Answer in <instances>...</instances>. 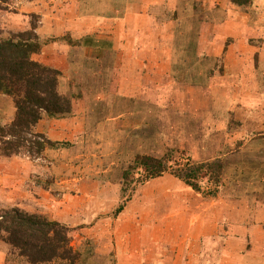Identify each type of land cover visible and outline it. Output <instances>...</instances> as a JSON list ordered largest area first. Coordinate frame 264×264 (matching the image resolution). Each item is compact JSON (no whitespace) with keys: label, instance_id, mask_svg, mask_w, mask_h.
I'll use <instances>...</instances> for the list:
<instances>
[{"label":"rangeland","instance_id":"374dc122","mask_svg":"<svg viewBox=\"0 0 264 264\" xmlns=\"http://www.w3.org/2000/svg\"><path fill=\"white\" fill-rule=\"evenodd\" d=\"M43 1L44 5L49 4L48 0ZM178 2L181 9L185 4V7L196 9V14L204 13L200 19L205 26L197 31V36L203 39L198 38V43L206 40L205 34L207 42L214 41V37L220 38V44L213 45L215 49L221 48L219 56L208 67H202L203 60L197 56H191L194 62L188 59L187 66L182 65L184 60L179 59L177 48L182 42L181 46L188 48V52L194 51L195 44H189V36L185 42L183 36H176L167 39L168 43H155L156 51L170 52L172 59H166L167 56L162 59L151 52L145 54V47L138 59L127 58L131 54L127 46L125 50L120 49L122 57L120 51L117 56L114 51L104 53L102 49L83 54V49L76 47L80 41L71 42L68 34L57 39H39L41 50L33 58L41 59L42 62L37 61L53 69L56 68L47 63L56 55L42 54L46 45L64 42L78 48L67 55L72 75L69 72L65 83L61 75L58 91L71 100L70 117L77 119L70 127L74 131L80 127L84 130L75 139L69 136L68 140H63L71 146L57 149L52 154L44 151L31 158L27 153H21L7 158L0 152V211L18 208L44 215L52 221L56 218L70 229L71 245L81 254L80 264H116L114 239L109 231L115 228L118 215L114 216V212L121 204L125 206L124 215L122 213L125 219L117 226L118 234L123 235L128 229L132 245L136 247L143 236L142 224L147 226L154 209L143 199L148 200L157 190L161 197L159 213H166V219L169 215L170 219L178 218L175 224L181 223L171 225L176 236L188 232L187 226L195 215L207 217L209 227L204 224L206 228L202 226L201 229L206 234L212 232L210 223L224 228L234 225L230 233L219 234L221 239L217 243L212 239L215 237H205L214 241L211 253L217 257H213V264H243L242 257L251 252L255 244L263 242L264 234L258 228H264V0H253L252 5L244 9L229 0ZM21 3L23 0H9L1 6L0 38L21 33L27 35L32 26L38 37L40 13L26 14L28 8L20 9ZM210 23H216L211 34L207 32L213 30ZM50 32L62 35L59 27ZM205 51L203 55L211 58ZM58 58H54L56 65L63 64L60 62L62 57ZM174 63L181 66L173 73L171 66ZM193 75L197 80L190 78ZM14 112L11 98L0 95V127L12 122ZM49 119L54 118L43 116L33 133H43L45 121ZM166 154H171L170 165L173 167L187 162L201 164L220 160L223 172L217 196L205 197L175 178L176 181L169 173L140 185L137 181L141 179L142 170L133 172L132 188L123 194V172L137 155L162 158ZM31 162L41 165V173L24 179L23 167ZM44 173L52 176L45 177ZM95 179L99 189L107 182L119 184L120 199L88 205L77 184ZM198 183L203 191L213 188L205 172ZM75 186L79 196L72 197L70 203L61 199L63 192L58 190L70 191ZM169 198L175 205L171 210L165 208ZM253 201L256 203L250 204ZM109 204L113 205V210L105 214L104 208L108 210ZM252 212L256 216L254 222L249 216ZM98 220L99 231L106 229L108 233L94 231L92 226ZM77 224L80 226L75 227ZM245 226L250 228L247 235L241 232ZM189 234L191 236L184 238L195 253L196 236ZM227 235L240 241L231 244ZM159 236L164 238L162 234ZM247 256L254 257L252 253ZM6 261L8 264H26L12 249Z\"/></svg>","mask_w":264,"mask_h":264},{"label":"crops","instance_id":"0c3cea01","mask_svg":"<svg viewBox=\"0 0 264 264\" xmlns=\"http://www.w3.org/2000/svg\"><path fill=\"white\" fill-rule=\"evenodd\" d=\"M43 2V0H23V3H21L20 6V9L28 8L25 9L26 14L40 13L39 29H37L40 41L47 38L57 39L58 37L68 34L71 37V42L80 41V44L76 47L83 49V54L95 52L97 49H102L104 50V53H112L114 51L117 56V52L120 51L121 53H119V56L122 57V51L120 49L125 50V48L128 47L130 49H128V51L131 54L127 58L138 59L139 54L144 52L143 47H145L148 50L146 52L145 49V54L151 52L152 54L158 55L159 58H166L167 56L166 59H172L173 55L170 52L156 51L153 47L155 43H168L167 39L176 38V36H183V41L185 42L189 36V38H191L189 44H195V48H193L194 51L188 52L189 49L182 47V42H179L180 45L177 48L179 55L181 56L179 59L182 61L184 60L182 65L187 66L189 61L194 62L191 56H197V58L203 60L202 67L205 68L208 67L210 62H214L213 60L218 58L217 56H219L221 49H215L213 46L218 42L220 44L219 37H214V41L212 40L211 42H207L206 40L208 37L205 34L204 40H206L203 43H198V38L203 39L201 36H197V34L201 31V27L205 26V22L200 19L204 13H200V15L198 13L196 14V9L193 10L190 6L185 7V4H183V8L181 9L177 0H48L49 4L47 5H44ZM51 3H53V6ZM40 5L42 7L39 10L38 6ZM45 7H48V9H45ZM193 18L195 20L199 19V21H195ZM210 25L213 26V30H211V32L207 30L209 34L215 31L216 23L214 25L210 23L209 26ZM206 26H208V24H206ZM57 27L61 28L62 35H56L54 32H50V30L54 31ZM201 34L202 33H200V35ZM192 39H196V41L192 42ZM76 47H71L69 44L64 42H54V44L46 45L42 49V54H55L56 56H54V58L57 59H59L58 57L60 56L62 57L60 62L63 64L61 65H56L54 58L53 60L50 59L47 64L49 66H54L61 73V80L62 82L64 81L63 83L67 80L66 77L69 75V72H71L69 71V62L66 61V59H68L67 55L68 53L75 52L73 50L78 49ZM231 49L234 52V48L231 47ZM204 51L211 58L204 56ZM227 52H229L230 56H233V53L228 51V49ZM227 52L223 54V57L226 56ZM176 64L174 63L171 66L173 73L181 66ZM196 77V75H193L190 78L197 80ZM61 89L66 90L65 88ZM68 118L69 119H49L45 121L46 128L41 134L46 135V137L53 142L69 143L68 141L63 140H68L69 136H72L75 139V137H77L80 132H83L84 129H81L80 127L74 131L70 125L73 124L72 122H74L77 118ZM69 146H71L70 143L66 147ZM54 152H56V150H46L45 154H52ZM39 168H42L41 165L32 164V162L27 163L25 168L23 167L24 179L33 174H37V172L41 173V171L39 172ZM45 170V172L49 171L47 167H45ZM44 176L48 177L52 176V174L44 173ZM162 176L158 178L160 179ZM41 180L42 179L39 178L40 183H42ZM77 187L81 190V197L86 200L88 205L96 203H99V205L106 204L104 201L117 202L121 197L119 184H110L107 182L99 189V183L97 179H95L88 181L83 180L77 184ZM79 190L76 186L71 187L70 191L62 189L58 190L59 192H63L62 194L66 199L61 198L62 195L60 193H58V195L61 199L70 203L72 201V197L79 196V194H76ZM140 197L141 196L139 195V200L142 199V197ZM160 199L159 190L155 193L152 192V195L151 197H148V200L143 199L144 201L151 203V209H153V206L154 209L152 212V218L148 222L147 226L145 227V225L142 224L143 231L141 233L143 236L138 239L136 247L132 245V238H130L128 229L125 233H122L123 235L118 234L117 226L125 219V216L122 218V213L124 215L123 210L118 214L117 219H115V228L112 229V231L108 230L111 232L114 239L115 256L117 258L116 264H213V257H217V254L213 255L211 253L215 247L214 241L211 239L209 240L208 238L205 239V237L213 236L215 238L212 239H216L217 241L215 243H217L221 239L219 234L230 233V230H234V225H231V228H224L222 225L210 223L212 232L210 234H206L205 231L203 232L201 229L205 227L204 224H207L209 227L207 217L200 216L198 218V215H195L196 217L193 216L192 221H190L187 226L188 232L184 235H180V238L179 233H177V236L174 235V229L171 226L172 224H175V221L178 220V218L174 217V219H170L171 216L169 215V218L166 219V213H159L158 209L160 208ZM254 202L255 201L250 204L253 205ZM167 204L168 205L165 207L166 209L167 207L169 210L173 209L172 207L175 208L174 202L170 198ZM55 205L59 206V203L55 202ZM110 205L111 204H109L108 210L107 207L104 208L106 210L105 214H108L113 210V205ZM249 216L253 217L252 221L254 222L256 217L255 213L252 212ZM95 218H97V216H95ZM53 221L60 223L56 220V218H54ZM60 224L64 225L63 223ZM179 224L181 223H176L175 225ZM89 225H91V223H89ZM77 226H80V224H77L75 227ZM75 227L72 226V228ZM92 227L95 232H102L103 234L108 233L106 229L99 231V220L94 223ZM138 228L141 229L140 225ZM251 228L253 229L254 226H251ZM248 230H250V228L245 226L241 232L247 235ZM258 230L263 232L261 234H264L263 227H259ZM189 232L196 236L194 238L198 250L193 249L196 254L189 249L187 238H184L186 235L191 236ZM237 232L239 233V231ZM161 234L164 237L162 239L159 238V235ZM227 240H231L229 242L231 244L232 242L240 241L239 238L234 236L229 237L228 235ZM9 250L10 248L7 245L0 242V264H8L6 259ZM251 253L254 255L253 258L247 256ZM242 258V262H244L243 264H264V237L263 242L257 245L255 244L253 250L251 252L249 251ZM250 259L254 260L250 261Z\"/></svg>","mask_w":264,"mask_h":264},{"label":"trees","instance_id":"16d2710c","mask_svg":"<svg viewBox=\"0 0 264 264\" xmlns=\"http://www.w3.org/2000/svg\"><path fill=\"white\" fill-rule=\"evenodd\" d=\"M9 0H0V8ZM233 5L249 8L253 0H229ZM35 28L27 35L21 33L0 38V95L11 98L14 104V118L7 126L0 127V152L9 158L27 153L38 157L46 150H57L69 145L67 142H53L44 134L33 133V128L43 118L63 119L72 115L69 97L58 91L61 73L47 67L36 59L41 43ZM171 154L162 158L137 155L122 175V192L132 188L134 171L142 170L144 182L169 173L193 191L205 197L215 198L218 194L222 162L185 163L173 167ZM205 172L212 189L203 191L198 183ZM134 190V188L132 189ZM128 200V199H126ZM121 204L114 212L117 216L123 210ZM70 229L46 216L32 214L18 208L0 211V241L7 245L26 264H80L81 254L71 245Z\"/></svg>","mask_w":264,"mask_h":264}]
</instances>
